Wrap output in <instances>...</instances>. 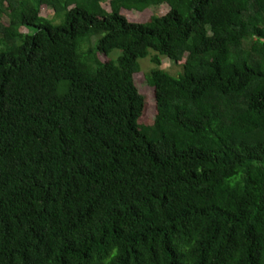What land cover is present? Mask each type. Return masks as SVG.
Instances as JSON below:
<instances>
[{
    "label": "trees",
    "instance_id": "1",
    "mask_svg": "<svg viewBox=\"0 0 264 264\" xmlns=\"http://www.w3.org/2000/svg\"><path fill=\"white\" fill-rule=\"evenodd\" d=\"M103 1L0 0V264H264V0Z\"/></svg>",
    "mask_w": 264,
    "mask_h": 264
},
{
    "label": "rangeland",
    "instance_id": "2",
    "mask_svg": "<svg viewBox=\"0 0 264 264\" xmlns=\"http://www.w3.org/2000/svg\"><path fill=\"white\" fill-rule=\"evenodd\" d=\"M110 1L111 0H104L103 5L105 8L109 9L110 6ZM151 13L155 14H165V12L168 10L167 6L161 5V6H153L149 8ZM42 16L47 17V18H53V12L44 10L42 11ZM135 18L138 17V14H134ZM116 54H119L118 52ZM114 58L116 56H113ZM138 62H140V72L134 76V81L135 85L139 91V93L142 96L147 97L148 100V110H147V115L149 118H152L154 115V102H153V88L150 87L149 85L146 84L145 79H144V74L147 73L150 69H152L154 66L150 62L149 58L146 59H141ZM162 69L165 71L171 73L172 75H177L178 73L182 72V68L178 67L177 64L173 63L170 60L162 58ZM60 93L63 92L62 89L59 90ZM147 118V119H149Z\"/></svg>",
    "mask_w": 264,
    "mask_h": 264
}]
</instances>
